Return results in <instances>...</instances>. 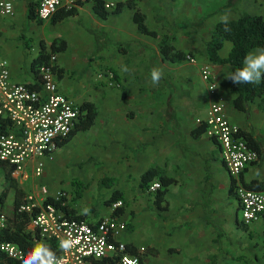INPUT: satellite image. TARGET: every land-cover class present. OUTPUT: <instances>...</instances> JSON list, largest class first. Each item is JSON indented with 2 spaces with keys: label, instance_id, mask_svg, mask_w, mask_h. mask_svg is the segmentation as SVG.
<instances>
[{
  "label": "crops",
  "instance_id": "crops-1",
  "mask_svg": "<svg viewBox=\"0 0 264 264\" xmlns=\"http://www.w3.org/2000/svg\"><path fill=\"white\" fill-rule=\"evenodd\" d=\"M28 2L17 4L14 17H0V55L9 61L11 79L41 90L32 62L42 48L49 50L55 38H63L65 48L56 51L63 72L61 76L56 72L60 91L80 104L93 103L97 116L90 129L77 131L66 145L56 148L54 159H42L40 177L35 175L36 158L26 165L27 177L9 163L0 166V194L6 192L2 213L7 221L15 219L16 205H23L30 193L39 208L44 199L41 187L46 186L48 197L62 191V205L92 224L107 216L125 221L127 229L120 239L145 249L142 264H264V216L251 225L242 222L221 146L205 130L199 132L212 99L201 69L210 64L225 96L228 118L259 154L241 181L248 188L264 189V95L250 100L248 111L236 106L239 94L231 89L228 77L233 66L214 62L208 55L221 17L230 21L249 13L264 18V0H139L145 23L157 36L139 29L129 7L104 19L90 0L76 5L77 15L53 23L57 12L67 11L58 9L39 23L28 20ZM193 15L197 16L190 20ZM47 26H57L61 34L48 36ZM91 30L100 31L102 37L96 41ZM164 38L197 60L165 59L160 49ZM232 49L233 43L224 40L217 54L226 58ZM153 68L163 71L155 86ZM69 167H76L74 174H65ZM150 168L172 180L163 186L166 193L160 203L142 186V174ZM116 201H122L118 210ZM85 208L90 214H83ZM28 213L31 218L24 229L36 240L33 213ZM39 242L58 251L55 241Z\"/></svg>",
  "mask_w": 264,
  "mask_h": 264
},
{
  "label": "built area",
  "instance_id": "built-area-1",
  "mask_svg": "<svg viewBox=\"0 0 264 264\" xmlns=\"http://www.w3.org/2000/svg\"><path fill=\"white\" fill-rule=\"evenodd\" d=\"M21 0H0V17L12 18L16 15L17 4ZM118 0H103L104 7L112 11ZM38 14L42 20L50 19L58 9H72L77 0H37ZM186 59L195 62L197 58L187 54ZM58 56L51 55L50 63L39 69L41 90L30 88L25 83L11 79L10 64L0 55V117L11 121L13 129L0 135V160L9 163L15 171L27 177L26 165L39 159L35 175L40 177L44 170V157L54 159L59 140L69 137L81 121V104L72 96L60 91L55 67ZM110 74L113 84V75ZM201 75L208 85L212 97L205 119L206 134L221 146L224 164L233 178L234 191L240 203V218L245 225H251L264 216V189L246 187L241 181L243 171L254 163L259 154L248 144L241 129L230 121L226 114V99L220 93L217 75L210 64H204ZM99 76H102L99 74ZM162 188L161 181H153L148 191L156 193ZM43 201L49 196L46 186L41 187ZM65 195L57 191L54 198ZM33 193L26 197L20 210L33 212L38 203ZM41 202L33 213L32 222L43 241L58 244V256L65 264H94L96 260L111 258L114 264H141L140 257L130 252L128 243L121 240L127 223L117 217H104L96 224L85 219L67 218L53 203ZM122 205L121 201L114 208ZM7 225V215L0 214V231ZM71 238L70 251L60 250L62 239ZM0 249L12 259L23 261L25 252L12 241L0 243ZM145 251V249H141Z\"/></svg>",
  "mask_w": 264,
  "mask_h": 264
},
{
  "label": "trees",
  "instance_id": "trees-1",
  "mask_svg": "<svg viewBox=\"0 0 264 264\" xmlns=\"http://www.w3.org/2000/svg\"><path fill=\"white\" fill-rule=\"evenodd\" d=\"M86 1L90 0H77V4L82 5ZM93 1L95 13L104 19L108 18L111 14L121 13L124 7L134 9V20L138 24L139 29L143 33H148L153 36L158 35L156 31L151 30L145 23L146 17L137 5L139 0H119L115 9L112 11H109L104 7L103 0ZM78 12L79 11L77 7H74L67 11H59L52 18V22L56 23L68 16L77 15ZM27 17L28 20L37 19L39 23H42V20L39 18L38 14L37 1L29 0L27 8ZM225 27H227L229 30L225 31ZM91 32L95 35L96 41L99 40V38H101L103 35L98 30H91ZM224 40H230L233 43V49L228 57L221 58L217 54V50L222 46ZM65 45V39L60 37L55 38L49 50L42 48L40 53L34 58L32 62L33 68L36 71H39L40 67L43 64H49L51 55L56 54L57 50L64 49ZM100 48L101 46H99L98 43L97 49L99 50ZM256 48H264V18L262 15L244 13L241 14L237 19L227 21V25H225V23L221 21L215 26L212 40L209 42L208 45V55L210 59L214 62L231 64L233 66L234 72L236 69L241 68L243 66L245 56ZM160 49L164 58L170 61L178 62L186 59L187 56L185 52L176 50L175 46L167 38H164V40L162 41ZM55 71L59 72L60 76L63 73L61 72V69H59L58 65L55 67ZM230 87L234 92L239 94L238 97L235 99L236 106L241 107L246 111H248L247 104L250 100H253L256 96L264 95V81H261L259 84H236L230 79ZM81 110V121L76 127V130H74L69 137L59 140L57 143V148L66 145L77 131L88 130L94 125L97 116L95 105L89 101H85L81 104ZM202 127L203 129L199 130V132L205 130L204 124L202 125ZM12 129L13 125L11 121L7 118L0 117V135L9 132ZM242 134L245 136L243 131ZM247 141L251 147V143L248 139ZM3 163L5 162L0 160V166H2ZM156 177H158L162 183V188L158 189L155 193L156 198L160 203L162 200H164V196L166 193V190L163 188V186L168 185L169 182H171L172 180H167L163 172H161L159 169L150 168L142 174V186L145 189L149 188L150 184L155 181ZM5 194V191L0 194V213H2ZM49 202L53 203L56 207L60 209L63 208L66 212L67 218L82 219L71 212L72 209L69 207V205L63 206L61 199L48 197L44 203ZM20 207V204L16 205L14 216L15 219H8L6 227L0 231V243L4 241H12L18 243L20 247L24 250V259H26L27 253L41 239L40 237H38L39 234H35V236H37V239L35 240L34 237H31L30 233H27L25 231L24 228L28 221H30L31 213H28L25 210H20ZM115 209H117V207ZM35 210H38V208H35L32 213H34ZM128 247L131 253L136 254L140 257L142 264L144 260L143 252L145 251H141V249L135 248L131 244H128ZM23 261L12 259L0 249V264H23ZM94 264H114V261L111 258H106L102 260H96Z\"/></svg>",
  "mask_w": 264,
  "mask_h": 264
},
{
  "label": "clouds",
  "instance_id": "clouds-1",
  "mask_svg": "<svg viewBox=\"0 0 264 264\" xmlns=\"http://www.w3.org/2000/svg\"><path fill=\"white\" fill-rule=\"evenodd\" d=\"M221 21L227 25L228 17H221ZM229 29L225 27V31ZM124 71H128L125 67ZM163 76V71L160 68H153L151 71V82L155 86L159 84ZM236 84H259L264 81V48H259L248 53L243 61V66L236 69L228 76ZM89 208L83 209V214H90ZM73 247L71 238L62 239L59 243L60 250L68 252ZM23 264H65L64 258L58 256L50 245L44 242H38L27 253Z\"/></svg>",
  "mask_w": 264,
  "mask_h": 264
},
{
  "label": "rangeland",
  "instance_id": "rangeland-1",
  "mask_svg": "<svg viewBox=\"0 0 264 264\" xmlns=\"http://www.w3.org/2000/svg\"><path fill=\"white\" fill-rule=\"evenodd\" d=\"M197 15H193L192 18L190 20H193V17H196ZM190 17H187V20L189 19ZM53 27H56V28H53ZM44 33L47 34L48 36H55V35H60L61 33L58 31V27L57 26H47L46 28H44ZM73 97V96H72ZM61 152V149H59L55 155V158H58V153ZM58 160V159H57ZM54 163L57 162L56 159L55 161H53ZM76 167H69L66 169L65 171V174L66 175H71V174H74V171H75ZM241 216V215H240Z\"/></svg>",
  "mask_w": 264,
  "mask_h": 264
}]
</instances>
